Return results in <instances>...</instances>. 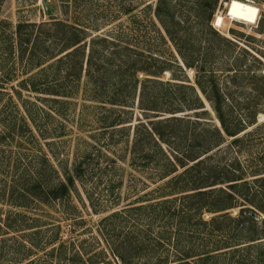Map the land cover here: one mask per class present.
<instances>
[{
    "label": "trees",
    "instance_id": "obj_1",
    "mask_svg": "<svg viewBox=\"0 0 264 264\" xmlns=\"http://www.w3.org/2000/svg\"><path fill=\"white\" fill-rule=\"evenodd\" d=\"M4 1L0 264H24L42 255L49 257L45 264L264 262V219L259 215L264 214V166L250 172L238 156L221 150L228 140V150L233 151L245 139L264 133V125L247 132L264 113V40L259 45L254 35L233 31L228 37L215 28L216 12L229 0H156L148 9H154L149 13L157 36L147 53L137 40L136 25L142 17L135 7L127 6L123 17L114 19V27L100 33L105 19L99 12H74V20H63L50 6V21H20L13 29L2 14ZM250 3L260 9L257 32L264 34V0ZM180 12L189 14L186 18ZM16 62L21 63L17 68ZM188 69L194 71V81ZM20 74L25 78L14 92H4ZM24 92L34 94L35 102ZM79 95L105 111L135 109L138 101L144 118L126 150L134 165L141 158L154 161L157 179L164 181L156 198L99 208L86 192L94 150L102 153L104 147L90 138L94 149L85 142L72 158L64 159L65 149L59 150L56 142L68 134L64 108ZM206 101L219 122L215 128L203 121L209 116ZM15 102L27 109L20 111ZM188 111L194 119L177 116ZM55 120L63 123L54 126ZM129 121L116 116L102 128L117 130ZM104 155L110 163L120 160ZM81 188L92 212L102 217L95 232L82 228L67 243L65 224L74 219L76 232L88 221L73 204L77 199L86 206ZM153 223L162 228L154 230ZM87 233L93 236L92 245ZM188 233L205 239L198 245L191 238L181 248ZM170 247L176 251L173 260Z\"/></svg>",
    "mask_w": 264,
    "mask_h": 264
},
{
    "label": "rangeland",
    "instance_id": "obj_2",
    "mask_svg": "<svg viewBox=\"0 0 264 264\" xmlns=\"http://www.w3.org/2000/svg\"><path fill=\"white\" fill-rule=\"evenodd\" d=\"M80 0L76 5V0H48L47 5L50 8H54L55 16L59 17V19L63 20H74V12H99L102 14V18L105 19L103 21L105 25H103V30L100 33L107 32L111 30L115 23L114 19L120 16L123 17L122 12L127 6L135 7V13L139 14L142 19H139V23L136 25L138 30L137 40L139 45L142 44L143 51L147 53L150 45H155L154 39L157 36L156 28L153 26L151 13L154 12V9H148L149 5L156 4V0ZM222 1V0H221ZM228 2L223 3V9L216 12L215 19L213 21V25L215 28L226 34L228 37H233V31L239 32L241 34H245V36L254 35L257 38L256 44L261 45L264 40V34H260L257 32L258 20L255 24H249L242 21H237L228 16ZM242 1V0H241ZM87 2V3H86ZM246 2V1H243ZM252 2V0L247 1V3ZM80 3V4H79ZM253 4V3H251ZM255 5V4H253ZM258 7V6H257ZM46 3L44 0H5L3 3V17L12 23L13 29H15L16 25L20 21H29V22H46L50 21L48 13L46 11ZM183 8V7H182ZM259 8V7H258ZM67 12V13H66ZM186 18L189 12H180ZM147 17H146V16ZM219 16L224 18L223 24L221 26H216V20ZM262 16L259 15V19ZM125 19V17L123 18ZM99 34V33H98ZM244 44V43H243ZM144 53V55H147ZM20 62H16L15 66H20ZM189 78L191 81H194V71L187 70ZM1 74V73H0ZM34 74L33 72L31 73ZM165 79H169L171 76L169 73L165 74ZM23 78L22 75H19L17 81L9 83L4 92L7 94H12L14 92L13 87L17 86L19 81ZM19 85V84H18ZM248 92L247 94H249ZM24 96L29 98V102H35L34 94L24 92ZM249 96V95H248ZM253 99L256 96L255 93H251L250 95ZM34 98V99H33ZM86 97H81L80 95L73 100L69 106L65 107L64 110L66 112V123L68 130L66 132L65 137L61 139H56V142L59 143V150H62V147L65 149L64 159L72 158V154L76 150L79 145V148H84L85 142H89L90 148L94 149L92 143L93 141L90 138H93L97 141V144H100L104 147L105 151L100 153L96 149L94 150V157L96 158L93 161L91 171L92 179L87 185L86 192L88 191L93 195V198L96 204H99L98 207L102 206H115V204H119V206H125L128 204H132L138 200H141L145 203L150 202L149 200L154 199L158 196V194L162 191V186L164 185V181H158L157 179V169L155 168V163L153 161L152 164L149 163L145 158H141L137 160V164L134 165L132 159L130 157L129 152H127L126 147L132 144V140L134 137V130L137 123L140 122V119H143L144 116L137 109L138 101L136 103V108H128L125 109H111L110 111L102 110V107L91 101H85ZM231 101H233L231 99ZM18 107L16 106V102L14 103V107L20 108V111L23 109H27L23 106V103L17 102ZM37 105L39 103H36ZM39 106H41L39 104ZM29 108L33 107L31 104H28ZM111 107V106H108ZM206 110L209 111V116L203 121L210 128H215L219 126V122L214 117V112L210 104L206 101ZM13 113V110H12ZM116 116H120L123 120L129 122L125 123L126 125H122L120 129L113 130L110 128L108 131L103 130V126L106 122H110ZM177 116L187 117L190 119H194L193 112H183L177 114ZM63 123L61 120H55L54 126H60ZM264 125V113L258 115L257 124L253 127L249 128L247 132H253L256 127ZM184 127H187L186 122L183 123ZM59 132V130L57 131ZM106 132V133H105ZM0 134H2V129L0 128ZM56 134V131L53 132ZM60 134V133H58ZM245 133L241 134L244 136ZM231 140H228L221 147L222 154L229 153V156H238L244 166L249 169L250 172L256 170L258 167L264 166V133L254 134L253 136L245 139L240 146L233 151L228 150V144ZM9 146H5L6 151L9 150ZM15 151V150H14ZM217 151V150H216ZM214 150V152H216ZM105 152L108 155H114L117 158H120L116 163H110L104 154ZM70 154V156H69ZM221 155V154H220ZM62 156V158H63ZM56 163V162H55ZM59 166V163H56ZM138 165V167H137ZM161 188V189H160ZM83 201L86 202V206L84 207L83 203L79 200L75 199L74 206H78L80 208L81 217H86L88 220L87 223L84 224V227L77 228L75 232L74 219H71L65 224L64 228V240L69 243L71 239L77 236L79 230L82 228H90L95 232L98 222L101 219V215L94 214L89 207V202L87 200V194L84 189L81 188ZM233 214H236L234 211ZM260 219H264V214H259ZM193 223H197V219H193ZM150 226L154 230L161 229V223H153ZM131 227V226H130ZM148 229V226H146ZM91 230V231H92ZM174 235V233H172ZM200 233H188L185 240H183V246L181 248L185 249L186 240L197 241L198 245L203 243L205 239L203 236H199ZM93 236L90 233L85 235V238L89 239V244L92 245L93 240H91ZM192 238V239H191ZM204 238V239H203ZM167 252L171 255V260L175 258V248L170 247ZM221 258V257H220ZM225 258H229L227 255ZM8 259L11 260V257ZM49 257L42 255L40 257H32L29 262H25L24 264H45ZM254 259H250L247 264H258L253 263ZM117 264V263H114ZM140 264V263H139ZM210 264H216L215 261L210 262ZM260 264H264L261 262Z\"/></svg>",
    "mask_w": 264,
    "mask_h": 264
},
{
    "label": "bare ground",
    "instance_id": "obj_3",
    "mask_svg": "<svg viewBox=\"0 0 264 264\" xmlns=\"http://www.w3.org/2000/svg\"><path fill=\"white\" fill-rule=\"evenodd\" d=\"M260 9L251 3L241 0H232L228 6V16L234 20L249 24H255L259 19ZM224 18L219 16L216 20V26L223 24Z\"/></svg>",
    "mask_w": 264,
    "mask_h": 264
},
{
    "label": "water",
    "instance_id": "obj_4",
    "mask_svg": "<svg viewBox=\"0 0 264 264\" xmlns=\"http://www.w3.org/2000/svg\"><path fill=\"white\" fill-rule=\"evenodd\" d=\"M44 2L46 3V6H48V5H47L48 0H44Z\"/></svg>",
    "mask_w": 264,
    "mask_h": 264
}]
</instances>
